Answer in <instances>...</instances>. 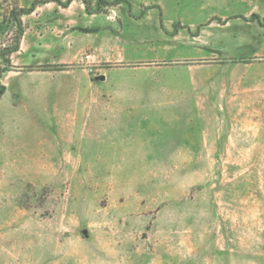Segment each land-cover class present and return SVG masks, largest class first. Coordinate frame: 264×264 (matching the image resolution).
<instances>
[{"label": "rangeland", "instance_id": "rangeland-1", "mask_svg": "<svg viewBox=\"0 0 264 264\" xmlns=\"http://www.w3.org/2000/svg\"><path fill=\"white\" fill-rule=\"evenodd\" d=\"M45 1L0 59V264H264V0Z\"/></svg>", "mask_w": 264, "mask_h": 264}, {"label": "trees", "instance_id": "trees-1", "mask_svg": "<svg viewBox=\"0 0 264 264\" xmlns=\"http://www.w3.org/2000/svg\"><path fill=\"white\" fill-rule=\"evenodd\" d=\"M74 0H68L71 4ZM88 10L91 11V2L89 0H83ZM41 3H47L45 0H36V2L32 5V8L28 11L23 8H19L14 12V20L17 24V31L14 33V37L0 46V59L3 61L2 72L11 71L14 67L11 61V55L20 50L21 40L24 36V26L22 22V15L25 13H32L36 10L37 6ZM264 27V25H261Z\"/></svg>", "mask_w": 264, "mask_h": 264}, {"label": "water", "instance_id": "water-1", "mask_svg": "<svg viewBox=\"0 0 264 264\" xmlns=\"http://www.w3.org/2000/svg\"><path fill=\"white\" fill-rule=\"evenodd\" d=\"M105 77L104 76H100V77H97L96 80H104Z\"/></svg>", "mask_w": 264, "mask_h": 264}, {"label": "crops", "instance_id": "crops-1", "mask_svg": "<svg viewBox=\"0 0 264 264\" xmlns=\"http://www.w3.org/2000/svg\"><path fill=\"white\" fill-rule=\"evenodd\" d=\"M261 26V25H260ZM105 80V79H104Z\"/></svg>", "mask_w": 264, "mask_h": 264}]
</instances>
